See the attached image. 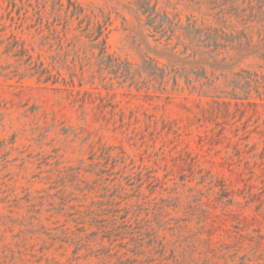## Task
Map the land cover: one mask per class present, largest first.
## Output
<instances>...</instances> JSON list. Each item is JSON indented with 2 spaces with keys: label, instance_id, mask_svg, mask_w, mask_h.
<instances>
[{
  "label": "rangeland",
  "instance_id": "374dc122",
  "mask_svg": "<svg viewBox=\"0 0 264 264\" xmlns=\"http://www.w3.org/2000/svg\"><path fill=\"white\" fill-rule=\"evenodd\" d=\"M73 1L105 58L56 0H0V264H264V0ZM113 199L137 256L76 259Z\"/></svg>",
  "mask_w": 264,
  "mask_h": 264
},
{
  "label": "trees",
  "instance_id": "16d2710c",
  "mask_svg": "<svg viewBox=\"0 0 264 264\" xmlns=\"http://www.w3.org/2000/svg\"><path fill=\"white\" fill-rule=\"evenodd\" d=\"M57 5L66 7L67 12L69 13V17L72 19L80 20L81 23L87 22V26L83 29L86 33V37L91 39L93 46L100 49V56L105 58L107 53L106 48V37L105 35V27L104 25H100L99 28L95 29V23L98 21L95 20V17H88L85 15L84 9L78 5L73 0H67V4H65V0H56ZM151 0H145V2ZM149 8V7H147ZM42 69V71H36L34 74H39V78H43L46 73ZM45 82H48L46 77L43 79ZM80 173L78 172L77 175ZM96 206H91L87 209V212L82 215L75 217L73 220L77 226H79L83 232L78 235L77 241H73V245L75 246L74 257L76 259L80 258V252L84 246L88 247L90 255H93L97 258H103L106 254H120L121 257L127 262L129 260H134L137 253L134 251H130L127 249V243L123 242L125 240L126 233L132 235L131 241H135V236H137V232L140 231L139 227L129 218L130 210L122 207V200H110V202L105 203L104 201L96 202ZM71 216V214H69ZM77 216V215H76ZM86 232V233H85ZM122 241V242H120ZM99 242L100 246L97 247L96 243ZM120 243H124L123 247L126 248V251H117L116 245ZM119 246V245H118ZM121 246V245H120ZM98 253V254H97ZM133 255H130V254ZM92 256V257H93Z\"/></svg>",
  "mask_w": 264,
  "mask_h": 264
}]
</instances>
